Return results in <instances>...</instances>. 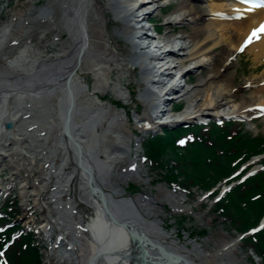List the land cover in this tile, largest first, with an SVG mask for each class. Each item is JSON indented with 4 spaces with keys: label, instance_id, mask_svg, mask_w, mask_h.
I'll use <instances>...</instances> for the list:
<instances>
[{
    "label": "bare ground",
    "instance_id": "1",
    "mask_svg": "<svg viewBox=\"0 0 264 264\" xmlns=\"http://www.w3.org/2000/svg\"><path fill=\"white\" fill-rule=\"evenodd\" d=\"M86 1L64 0L62 13L65 16L62 21L68 39L60 45L61 54L53 60L39 61L36 68L24 75H6L0 68V163L2 158L14 152L19 161L34 164L33 153H27L38 148L34 147L33 139L44 137L41 132H46V126H53L51 121L43 123L33 114L34 108L46 103L56 104L59 119L56 127L60 130L59 145L65 159L56 174L58 180L51 199L56 202L54 205H57L56 210L60 213L52 214L51 202L46 209V224L40 231L47 236L53 229L64 228V234L69 235L74 228L72 239L77 244L79 256L83 257L89 250L85 264H215L211 256L192 254L187 247L169 237L156 222H152L149 209L145 208L148 199L125 198L121 195L124 190L112 188L110 179L106 178L105 169L111 170L114 161L123 154L127 155L129 146L125 150L99 147L98 144L104 139L109 137L115 143L120 136L117 132H110V129L107 138L95 131L94 123L101 117L102 102L96 95L95 87L91 95L87 84L79 80L81 67L95 71L94 76L101 79L95 80V83L110 87L116 100L125 103L127 95L123 93L120 81L114 83L108 76L110 70L101 69L108 62L91 52ZM205 1L181 0L178 5L169 0H107L108 7L113 9V17L122 25V32L118 33L132 45L134 53L130 64L140 68L141 81L146 84L141 95L144 108L152 107L142 117L134 118L140 133L179 122H202V119L210 118L243 119L260 115V110L264 109V34L254 37L243 51L240 50L253 30L264 24V7L240 0H207L210 5L205 7ZM172 4L178 8L168 14ZM158 10L160 15L157 19L150 18ZM221 12H225L223 15L228 20L224 16H217ZM40 16L44 22H49L50 11L41 12ZM159 17H165L163 24H160ZM184 24L191 26L190 34L182 33L176 38L163 34L165 27ZM227 24L232 27L230 32L233 31V34L227 31ZM13 32L11 24L0 31V51L4 46L15 45L18 41L12 37ZM16 34L21 36L23 31L18 30ZM18 51V56L8 63L25 54L23 48L19 47ZM239 51L250 55L255 71L263 66L256 77L245 79L240 85L235 83V63ZM0 57H5V54L1 52ZM192 64V67H188ZM200 69H205V77L198 76L197 83L191 88L183 89V84H179L181 81L175 83L174 80H182L184 75ZM245 89L252 92L246 96L243 94ZM12 94L19 95L32 107L19 109L17 114L11 115L8 96ZM180 98V102L187 106L177 115L170 116L171 104ZM77 104L82 106L79 116L75 108ZM86 107L91 110L90 117ZM7 121L13 124L9 132L4 129ZM116 122V119H112L110 127L115 126ZM82 125L89 131L85 136L80 135ZM28 127L30 133H27ZM26 140L29 151L24 144ZM36 152L44 155L39 148ZM91 154L94 158H90ZM97 156L101 161L97 160ZM69 160L74 161L75 167L68 171L64 166ZM75 171L82 181L77 188L79 195L95 211L91 222L84 227L71 222L73 210L59 209L65 206L57 199L70 190ZM22 193H25L22 196L24 199L29 197L25 188H22ZM73 203L74 200L66 205ZM34 206L38 207V203L35 202ZM53 215L56 216L53 218ZM82 238L85 244L81 243ZM58 242L55 249L59 251L54 252H59L57 254H61L62 259L57 263L71 264L66 253L72 251L73 246L66 243L62 236H58ZM81 245H87V248Z\"/></svg>",
    "mask_w": 264,
    "mask_h": 264
},
{
    "label": "rangeland",
    "instance_id": "2",
    "mask_svg": "<svg viewBox=\"0 0 264 264\" xmlns=\"http://www.w3.org/2000/svg\"><path fill=\"white\" fill-rule=\"evenodd\" d=\"M169 1H174V4L178 5L181 3V0ZM86 2V9H88L87 33L90 37L91 52L92 54L95 53L102 61L108 62V64L106 63V67H101V69L110 70L108 71L110 73L108 76L114 80V83L120 81L123 93L127 95V102L125 103L116 100L110 91V87L103 83H95V80H101L100 77L96 78L94 76L95 71L91 70V68L84 70L81 67L82 71H79V80L87 84L91 95L92 89L95 87L96 95L102 102L100 109L102 113L101 117L94 123L95 131L105 138L108 137L106 135L109 129L111 130L110 132H117L120 136L119 140L116 139L117 142L114 140L115 143L111 142L109 137L104 139V141L98 144L99 147L101 145L111 150H125L129 146L127 155L123 154L120 159L114 161L111 170L105 169L106 178L110 179L112 188L117 190L123 189L124 191L121 195H124L125 198L130 197L134 200L138 198L148 199V204L145 205V208L149 209L150 220L156 222L169 237L176 239L181 246L187 247L192 254L211 256L215 264H262L260 259H257L256 255L250 250L252 249L251 244L247 243L246 239L241 238L243 234L237 232L232 224H229L226 221L227 219L225 220L220 215L216 204L213 205L209 200H206L204 192H200L197 187L189 184V188L180 186V190H173L162 179L163 174L159 173L160 170L150 167L149 160L146 158V147H144L145 141L149 139L147 134L160 133L163 129L169 128L172 125L169 124L165 127L155 128L153 131L140 133L136 127L137 121L134 118L137 116L142 117L143 114L152 110V107L150 109L144 108L141 95L144 92L146 84L141 81L140 68L133 67L130 64V58L134 53L132 45L118 33L122 32V25L113 17V9L108 7L107 0H87ZM63 4L64 0H0V31L4 26L11 24L14 31L12 37L18 40L15 45L9 47L6 45L7 47L4 46L0 51V54L1 52L5 54V57H0V68L6 75H24L36 68L39 61L53 60L61 54L60 45L68 39V34L62 21L65 16L62 13ZM174 4L168 9L170 11L168 14L171 13V10L173 12L178 8ZM204 4L205 7H208L210 2L206 0ZM44 11L48 13L50 11L49 22H44L41 19L40 14ZM224 13L221 12L217 16H224ZM158 15H160L159 10L155 11L154 15L150 18L157 19ZM165 17H159L161 19L160 24L165 22ZM224 19L228 20L225 16ZM226 23L229 22L227 21ZM159 25L156 26L158 27ZM190 29L191 26L188 24L173 25V27H165L163 34L176 38L181 36L182 33L190 34ZM226 29L229 33L233 34V31L230 32L232 27H229V24L226 25ZM18 30L23 31L21 36L16 34ZM19 47L24 49L25 54L12 63H8L9 60H13L18 56ZM238 53L239 57L235 63V83L240 85L244 83L245 79L256 77L255 75L263 69V66H259V70L255 71L250 55L243 54L240 51ZM93 64L95 65V61ZM193 65H188V67H192ZM98 69L100 68H94V70ZM99 72L101 71L97 73ZM205 73V69L194 70L187 76L184 75V83L180 85L183 84V89L191 88L197 83L198 76L205 77ZM174 81L178 83L180 80ZM251 92L250 89H245L243 94L248 96ZM18 96L15 94L8 96L9 112L11 115L17 114L19 109L32 107L29 102L21 100ZM77 103L80 104L79 102ZM78 104L75 105V108L76 111L78 110L77 115L79 116L82 106ZM173 104H180V108L174 115L171 114L170 116L177 115L178 112H181L187 106L183 101ZM86 110H88V116L90 117V108L86 107ZM33 114L42 119L43 123L51 121L53 126H46V132H41L44 137H40L39 139L34 137V147L38 146L39 150L44 153L42 156L40 152H36L38 148H35L36 151L27 152L28 154L33 153L34 164L29 165L26 160L19 161V157L14 152H10L8 157L2 158L3 160L0 163V184L2 188L0 211L6 215V218L0 217V227L6 223H11L9 219L14 218L17 223L22 224L18 228L29 229V235H32L37 240H35V243L40 245L42 264H58L57 262L62 259V255L57 254L59 252H54V250L58 249H50L58 236H62L66 243L70 244L71 247L73 246V250L66 253L69 263L85 264L89 257V250L87 249L86 251L88 254L83 257L79 256L77 244L72 239V235L75 233L74 228L70 230L69 235L64 234V228L53 229L47 236L41 234L40 229L46 224V209L54 201L51 199V195L56 188L57 178H55V175L59 168H61V165L64 164L65 156L62 153V146L59 145L60 130L56 127L59 125L58 106L46 103L38 108H34ZM263 115L264 113L262 112L260 115L254 114L251 117L243 119L241 117H238L239 119L217 118V124L223 123V125H217V127L224 129L226 124H235L230 128L233 130L230 136H233L234 132L238 130H243V134L246 137L251 138L254 142L261 141L264 146ZM254 118L257 119L253 120ZM112 119H116L117 122L115 126L110 127L109 123ZM217 119L210 118L207 120L215 122ZM207 120L202 119L201 121L205 122ZM236 121L243 125H237L234 123ZM194 122H189V124ZM41 129H44V127H41ZM177 129L179 128L173 130ZM228 130L226 129L223 132L228 134ZM30 132L31 129L28 127L27 133ZM87 132L89 131H86L85 126L82 125L80 135L85 136ZM139 136L142 138L140 139ZM24 144L28 148L27 151H29L30 147L27 140ZM255 150L258 149L256 148ZM263 157L261 154L253 155L250 157L253 159H248L249 162L260 160L250 166L243 167L247 168L248 172L253 168H259L258 166H264ZM90 158H94L92 154ZM97 160L101 161V158L97 156ZM244 162L240 163L241 166ZM64 167L68 171L74 169V161H67ZM134 169H136V172H133ZM73 177L70 190L63 192L57 198L67 208L65 209V207L61 206L62 208L59 209L68 210L70 208V210H73V214L70 215L71 222L77 226L84 227L91 222L92 216H95V211L79 195L77 188L82 181L78 172L75 171ZM222 180L209 190L220 187ZM179 181L183 182L185 180L183 178ZM22 188H25L29 196L28 198L24 199L22 197L25 194L22 193ZM181 189L190 190L189 194ZM37 190L39 192H36ZM35 195L37 197H34ZM209 199L210 201L212 199L215 200L212 195ZM73 200L74 203L72 205H66ZM35 202L38 203V207L34 206ZM54 203L51 205L52 214L60 213L56 210L57 205H54ZM55 216L53 215L52 217L54 218ZM18 228L15 226L14 230L13 226H9L4 233L10 231V229H13L15 232ZM204 231L206 232L205 235ZM85 236L87 237L86 234ZM81 243L85 244L83 238L81 239ZM81 246H84V249L87 248V245L86 247L85 245Z\"/></svg>",
    "mask_w": 264,
    "mask_h": 264
},
{
    "label": "trees",
    "instance_id": "3",
    "mask_svg": "<svg viewBox=\"0 0 264 264\" xmlns=\"http://www.w3.org/2000/svg\"><path fill=\"white\" fill-rule=\"evenodd\" d=\"M179 108L180 105L175 107L176 110ZM232 125L226 124L224 129L218 128L214 123L206 129H165L161 135L145 141L150 167L160 170L159 173L163 174L162 179L167 185L188 187L189 184L201 191L209 190L238 168L237 161L244 162L253 155L264 153L261 141L254 142L243 134V130L230 136L233 132L230 129ZM226 129H229L228 134L223 132ZM187 133H192L194 139L184 147L177 146V139ZM183 178L185 181L180 182ZM216 207L237 232L244 233L255 226L264 214V172L234 187ZM15 225L16 228L19 227ZM13 232L10 229L0 234V249ZM246 242L251 244L254 253L264 264V230L249 237ZM4 256L8 264H41L31 235L18 236L7 248Z\"/></svg>",
    "mask_w": 264,
    "mask_h": 264
},
{
    "label": "snow or ice",
    "instance_id": "4",
    "mask_svg": "<svg viewBox=\"0 0 264 264\" xmlns=\"http://www.w3.org/2000/svg\"><path fill=\"white\" fill-rule=\"evenodd\" d=\"M240 2L246 3V4H252L253 0H240ZM254 6L264 7V0H261V3L259 5H254ZM260 34H264V24L260 25L258 29L253 30V32L246 39L244 45L241 47L240 50L243 51L244 47H246L249 43H251L254 37L258 38ZM260 111L264 112V109H261ZM261 228H264V225H262ZM258 230L259 229H257L256 231Z\"/></svg>",
    "mask_w": 264,
    "mask_h": 264
},
{
    "label": "water",
    "instance_id": "5",
    "mask_svg": "<svg viewBox=\"0 0 264 264\" xmlns=\"http://www.w3.org/2000/svg\"><path fill=\"white\" fill-rule=\"evenodd\" d=\"M12 127H13V124H12L11 122H7V123L5 124V129H6L7 131L11 130ZM65 134H67V133H65ZM153 247H154V246H153ZM133 264H134V263H133Z\"/></svg>",
    "mask_w": 264,
    "mask_h": 264
}]
</instances>
